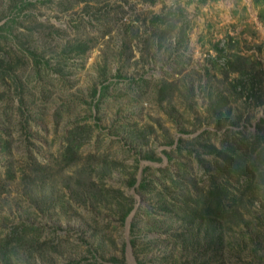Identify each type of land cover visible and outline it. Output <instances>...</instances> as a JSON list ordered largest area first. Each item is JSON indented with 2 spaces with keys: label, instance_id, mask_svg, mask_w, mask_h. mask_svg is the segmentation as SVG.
<instances>
[{
  "label": "rangeland",
  "instance_id": "rangeland-1",
  "mask_svg": "<svg viewBox=\"0 0 264 264\" xmlns=\"http://www.w3.org/2000/svg\"><path fill=\"white\" fill-rule=\"evenodd\" d=\"M0 26V264H264V0H0Z\"/></svg>",
  "mask_w": 264,
  "mask_h": 264
},
{
  "label": "trees",
  "instance_id": "trees-1",
  "mask_svg": "<svg viewBox=\"0 0 264 264\" xmlns=\"http://www.w3.org/2000/svg\"><path fill=\"white\" fill-rule=\"evenodd\" d=\"M76 48L81 49V51L85 50L84 47L80 48L77 46ZM29 54H31V56L33 58V63L38 64L39 60H40L38 58V55L32 51H30ZM0 68H2L1 64H0ZM262 122H264L263 119H262ZM1 133L2 132L0 131V135H1ZM257 135H258L259 141H261L260 139H262L263 133H260L257 130L256 137H257ZM254 140L257 141V138H254ZM0 143L3 145L2 149H4V151L7 154L11 155L12 154V147L8 146L9 141L7 139H5V137L3 135L0 136ZM231 145H233V144L231 143ZM73 151H74V145L72 143H68L66 148H64V151H63V157H64L65 163L69 164L70 162H73V159L70 157L71 154L73 153ZM213 151L215 152V156H218L219 158L221 157L224 160V162L217 163V161L215 159L214 164H212L211 163L212 159H205L204 157H199L197 160L202 161L207 170L210 168H213V170H215L214 169L215 166L231 169L232 173H231V175L229 174L230 177H234L237 175L236 179L238 180L239 176H243L244 177L243 182L245 185L252 182V174H251L252 169L250 166L251 164H248V162H247L248 160H246V156L242 150H237L236 147L235 148L233 147V152L228 153V155H227V153H225L226 152L225 149H218L216 147H213ZM262 163L264 164V158L263 157H262ZM224 170H222L220 172H224ZM7 171H9V170H7ZM233 174H234V176H233ZM149 178L150 177H148V178L142 177L141 182L138 184V190L142 194L152 195L154 192V189H151L149 187V181H148ZM180 180H181V178L178 179L177 177H173L172 179H170L172 185H175L176 183H180ZM152 181H154V180H152ZM131 183L134 184V181H132ZM229 197L235 198V194L230 193V191H226L225 184L218 182L216 179H214V176H213L210 179V188L209 189L207 188L205 194H202L198 198L195 199V204H194L195 207L193 208L194 211H192L191 212L192 215H190L191 216L190 219L193 220L194 219L193 216H198V214H199L198 210H202V208H199V207L201 205H204V208L208 211L206 218H207V221L209 222L208 223L209 231L211 232L209 235L211 238L210 242H212V244H214L215 246H217L216 245L217 241L220 239V235L215 234L216 233V226H217V223L221 222V220L218 221L217 220L218 218L216 219L213 212L219 214V217L223 216L222 213L224 211H226V204H225L224 200L226 198L228 199ZM164 199H166L165 194H164V190H161L158 193V201H162L160 204L164 203ZM168 200L169 201H167V204H171V205H173V207H175V204L173 203V201L170 199H168ZM33 228H34L33 226H30V225H27L24 223H22L20 225H16V229L14 232L15 236L17 238L21 239L22 236L20 234H23V235L27 234L28 235V232H31V230H33ZM34 229H36V228H34ZM2 240L0 241V249L5 245Z\"/></svg>",
  "mask_w": 264,
  "mask_h": 264
}]
</instances>
